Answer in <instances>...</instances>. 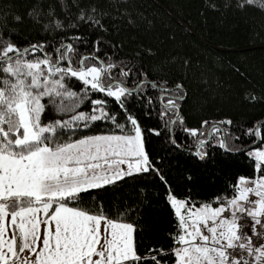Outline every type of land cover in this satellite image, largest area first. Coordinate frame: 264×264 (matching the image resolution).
Masks as SVG:
<instances>
[{"label":"snow or ice","instance_id":"obj_1","mask_svg":"<svg viewBox=\"0 0 264 264\" xmlns=\"http://www.w3.org/2000/svg\"><path fill=\"white\" fill-rule=\"evenodd\" d=\"M245 5L256 0L238 7ZM77 7L65 23L52 5L46 12L32 5L28 19L54 38L26 44L12 40L18 32L0 16V264H264V122L240 135L229 119L186 127L183 84L151 79L139 52L118 58L120 46L104 39L107 13ZM12 20L23 23L19 15ZM152 115L158 126L143 127ZM178 134L210 176L215 169L227 175L231 152L246 153L259 174L236 178L230 197L200 202L190 190L179 198L166 178V157L150 149L151 138L163 135L167 149L185 152ZM242 138L251 146L229 147ZM194 176L188 169L185 179L196 188ZM148 178L164 186L176 233L168 249L142 254L135 223L110 219L88 200L94 190Z\"/></svg>","mask_w":264,"mask_h":264},{"label":"trees","instance_id":"obj_2","mask_svg":"<svg viewBox=\"0 0 264 264\" xmlns=\"http://www.w3.org/2000/svg\"><path fill=\"white\" fill-rule=\"evenodd\" d=\"M239 2L64 0L67 5L64 8L60 0H0V16L7 14L9 26L18 32L12 40L26 44L54 38L53 33H45L28 19L27 11L32 5L41 4L45 12L52 5L56 18L65 23L75 20L77 5L95 6L107 13L103 23L108 32L104 39L120 46L118 58L131 59L139 52L137 60L151 79L183 84L186 100L182 114L186 127H199L201 120L229 119L233 122L230 131L240 135L241 128L246 130L264 122V9L259 7L260 0H256V6L242 8L238 7ZM121 12L128 13L134 22L129 23V15L120 16ZM13 15L21 16L23 23H14ZM45 22L46 19L42 21ZM96 35L92 33L90 41ZM142 126L155 128L158 118L145 117ZM163 140V135L159 139L152 137L150 149H160L157 154L166 157V178L179 198L188 196L190 190L191 199L200 202H208L217 195L230 197V186L236 178L241 175L254 178L259 174L246 153L231 152L227 175L215 169L216 175L210 176L209 167L196 163L188 155L189 141L182 135L178 134L177 140L185 144V152L167 149ZM251 143L242 138L231 141L229 147H250ZM188 169L195 170L196 188L185 179ZM141 188L145 189L143 193ZM164 196V186L148 178L147 183L129 181L106 190H94L88 206H93L94 199V211L100 209L110 219L135 223L138 250L146 254L147 248L172 246L169 237L176 233V220ZM120 214H124L122 218Z\"/></svg>","mask_w":264,"mask_h":264},{"label":"built area","instance_id":"obj_3","mask_svg":"<svg viewBox=\"0 0 264 264\" xmlns=\"http://www.w3.org/2000/svg\"><path fill=\"white\" fill-rule=\"evenodd\" d=\"M253 198V197H252ZM254 199V198H253Z\"/></svg>","mask_w":264,"mask_h":264},{"label":"crops","instance_id":"obj_4","mask_svg":"<svg viewBox=\"0 0 264 264\" xmlns=\"http://www.w3.org/2000/svg\"><path fill=\"white\" fill-rule=\"evenodd\" d=\"M254 198V197H253Z\"/></svg>","mask_w":264,"mask_h":264}]
</instances>
